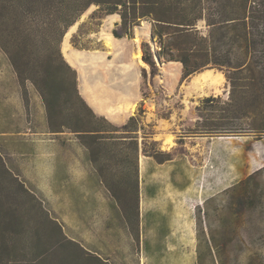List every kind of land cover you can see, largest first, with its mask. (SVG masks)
<instances>
[{"label": "rangeland", "instance_id": "374dc122", "mask_svg": "<svg viewBox=\"0 0 264 264\" xmlns=\"http://www.w3.org/2000/svg\"><path fill=\"white\" fill-rule=\"evenodd\" d=\"M69 3L0 0V47L13 62L25 99L21 109V100L12 98L20 139L0 135V264H101L99 255L109 259L106 264L118 263L129 244L124 236L128 226L135 237L130 243L133 264H139L142 250L152 255L153 242L135 235L141 203L137 158L158 156L159 142L152 138L161 126L170 134H196L187 140L195 169L208 160L210 171L197 176L196 185L203 191L207 180L215 189V195L185 198L196 217L195 240L183 249L185 255L194 256V264H264V133L250 130L262 120L263 98L243 99L236 111L229 104L232 85L223 66H207L181 85L182 63L158 58L153 75L143 64L142 50L145 41L157 52L152 19L143 18L134 37H125L128 44L120 47L127 54L120 60L123 79L136 81L143 94L134 106L136 120L125 131L93 117L74 90V72L64 60ZM117 21L120 16H105L92 4L66 31L70 45L74 39L78 47L102 49L104 40L87 34L102 27L111 43ZM198 26L208 33L205 21ZM203 73H210V85L197 81ZM253 90L261 91L258 86ZM208 97L216 100L205 104ZM109 106L122 113L133 107ZM4 110L0 102V114ZM46 113L49 126L64 132H36L46 129ZM209 128L218 132H204ZM95 129L105 133L86 132ZM111 208H116V229L109 223Z\"/></svg>", "mask_w": 264, "mask_h": 264}, {"label": "crops", "instance_id": "0c3cea01", "mask_svg": "<svg viewBox=\"0 0 264 264\" xmlns=\"http://www.w3.org/2000/svg\"><path fill=\"white\" fill-rule=\"evenodd\" d=\"M112 15L120 16L119 14L107 16ZM111 33L109 32V35ZM93 35L104 40V47L100 50H87L72 45V52L77 56L74 55L73 63L67 62L77 70L78 89L85 101L94 108L97 114L107 117L113 124L124 125L131 116L135 115L134 106L143 100L141 85L139 86L131 78L123 79V67L120 60L127 54L121 51L120 47L123 44H128V41L125 37L117 38L113 35L110 43L104 37L102 27L96 32L87 34V37L90 38ZM127 77L130 76L127 75ZM14 96H17L19 101L21 100L18 108L24 109V86L9 54L0 47V102L4 104L5 109L0 114V135H7L16 140L20 139L21 131L17 130L19 113H15L14 105H12ZM2 97L5 98L2 99ZM41 98L43 100L42 96ZM174 98L165 97L164 99L173 100ZM129 103L133 107L124 113L109 106V104H114L116 107L119 104ZM109 112L116 113L119 120L112 118ZM149 114L150 112L146 113V119H148ZM45 125V130L35 131L42 136L44 133L50 132L62 133L51 131L47 113L45 114ZM160 128L163 130L157 131L152 139L159 142V151L171 154V159L160 162L155 156L149 154L137 158L141 203L139 209L140 225L135 235L145 239L146 242L151 240L153 249H156L152 250V255L148 254V250H146V256L144 250L141 249L142 257L139 264H187L188 262L194 264V256L188 259L183 251L184 248L193 246L196 226L195 213L187 205L185 198L187 196L192 199L194 195H215L213 193L215 189L207 180L204 181L205 189L203 191L196 185L197 176L199 177L204 173L207 176L210 174L209 169L206 168L208 160L203 161L200 166L202 169H195L196 164L193 160V154H191V146L193 145H189L187 140L197 138L195 137L196 134H192V132L170 134L172 131L170 128L165 129L166 126ZM42 140L41 138L39 141L42 142ZM215 147L216 145L207 148H209L208 151H211ZM87 150L90 151L88 147ZM111 210L113 213L110 215L109 223L115 228L117 224L116 208H111ZM114 232L116 233L115 230ZM124 236L129 241L126 255L121 262L111 264H133L130 259L132 255L130 243L135 240V237L129 226L126 227ZM109 250L113 253L111 247ZM99 257L104 262L109 263L108 258L102 255Z\"/></svg>", "mask_w": 264, "mask_h": 264}, {"label": "trees", "instance_id": "16d2710c", "mask_svg": "<svg viewBox=\"0 0 264 264\" xmlns=\"http://www.w3.org/2000/svg\"><path fill=\"white\" fill-rule=\"evenodd\" d=\"M92 4L99 6L105 16L120 15L121 21L112 30L117 38H133L135 27L141 24L140 21L143 18L152 19V36L157 52L153 51L150 42L145 41L142 43V50L143 60L151 67L153 75L158 67L156 55L162 62L182 63L181 85L185 79L207 66H223L229 71L228 80L232 85L229 102L231 107L237 111L243 99H248L245 103H249L250 98L262 97L264 100V0H70L63 35ZM62 10V6L58 8L59 12ZM96 13L95 11L94 15ZM202 20L208 27L207 34L199 29L198 23ZM72 42L77 48H85L78 47L74 39ZM67 64L74 72V90L92 110L93 117L114 125L88 105L78 89L77 70ZM254 86H258L261 91L255 92ZM215 100V97H208L204 103ZM45 104L48 106L47 102ZM135 120V116H131L122 125L123 130L126 131L130 122ZM50 128L53 132H64L62 127ZM216 130L218 128H209L204 132H218ZM250 130L260 135L264 133V114L262 120L250 127ZM134 131L137 132V129ZM86 132L101 135L105 130ZM85 145L91 150L90 145ZM162 153L165 154L163 151H156L155 155ZM158 156L156 157L160 162L171 159L169 153L163 159ZM99 261L106 264L100 257Z\"/></svg>", "mask_w": 264, "mask_h": 264}, {"label": "bare ground", "instance_id": "6f19581e", "mask_svg": "<svg viewBox=\"0 0 264 264\" xmlns=\"http://www.w3.org/2000/svg\"><path fill=\"white\" fill-rule=\"evenodd\" d=\"M109 36V35H108ZM111 37V36H110ZM69 31L67 32V34H65V37L63 39V53H64V57L67 61L73 63L74 62V54L72 52V49H71V45H70V42H69ZM141 54H138V56H140ZM77 56V55H76ZM156 58L158 59V56L156 55ZM144 65H147L146 62H143ZM198 82H201V83H204V84H208L210 85L211 84V75L210 73H203L198 79H197ZM109 115L112 117V118H115L117 120H119V118L116 116V113L114 112H109ZM172 197V196H171ZM193 222V221H192ZM194 240V239H193Z\"/></svg>", "mask_w": 264, "mask_h": 264}]
</instances>
